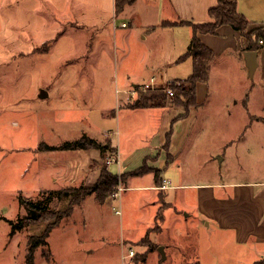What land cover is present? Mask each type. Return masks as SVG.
<instances>
[{
	"label": "rangeland",
	"instance_id": "374dc122",
	"mask_svg": "<svg viewBox=\"0 0 264 264\" xmlns=\"http://www.w3.org/2000/svg\"><path fill=\"white\" fill-rule=\"evenodd\" d=\"M38 1L0 0V264H28L29 239L42 236L47 230L49 247L37 248L34 264H255L261 260L258 251L248 255L246 247L238 245L231 232L216 224L210 225L198 209L188 207H199L196 205L198 190L171 186L177 183L171 182L172 176L182 183L184 180L201 183L209 180L205 178L212 176L209 173L217 172L220 177L221 172L230 169L236 158L229 155L226 163H222V152L218 149L223 148L230 137L235 138V142L243 139L244 134H238L240 125L247 120L242 114L230 120L210 122L215 135L204 133L200 147L194 136L174 163L160 161L161 177L171 182L167 184L170 189L164 193H154L151 187L155 175L149 171L129 176L126 183L121 184L124 190L103 203L95 194L88 195L80 204H70L78 193L63 197L55 194L49 202L54 213L51 217L11 235L12 228L7 219L16 223L28 214L18 194L22 192L25 198L33 197L34 200L40 198L34 195L39 185L32 181L37 168L44 167L41 181L46 187L52 180V186H57L54 179L60 178L59 168L68 165V162L60 165L56 162L58 159L82 156L86 161L97 152L96 158L103 165L102 169L110 166L109 171L113 174L125 175L129 170L124 163L125 152L130 151L129 146L135 149L150 145L161 113L158 108L140 107L137 118L122 125L121 136L116 114L120 112L118 106L126 96V90H118L113 51L107 50L105 56L95 57L91 63L77 56L72 65L57 58L62 47L55 57L37 56L47 50L45 40L52 38L62 27L47 20L43 5ZM65 37L66 43L68 36ZM84 42L83 35L73 36L70 46L76 49V55L83 50ZM131 69L134 71V64ZM78 73L99 74L95 76L98 88H86L88 82L84 78L77 79ZM119 73L122 78L125 72ZM137 78L141 83L143 74ZM44 91L48 93L45 97L42 96ZM146 93L141 91L132 102H137ZM168 97L175 106L169 94L165 99ZM103 110L110 113L108 119L103 118ZM106 132L109 137L104 139ZM91 134L104 139L102 144L107 145V153L100 149H51ZM120 137L121 145L128 149L123 152L120 162L108 164L117 158L116 149L109 145L110 139L116 146ZM43 153H46L47 161L42 166L38 160L45 157ZM83 159L79 158V163ZM28 160L31 161L30 173H27ZM24 173L26 177H23ZM96 175L90 170L83 176L92 184ZM81 183H77V187ZM65 185L69 187V184ZM42 197L50 198L48 195ZM5 215L6 219L1 218ZM160 247H164L166 259H163ZM130 250L134 251V256L129 255ZM258 264H264V261Z\"/></svg>",
	"mask_w": 264,
	"mask_h": 264
},
{
	"label": "crops",
	"instance_id": "0c3cea01",
	"mask_svg": "<svg viewBox=\"0 0 264 264\" xmlns=\"http://www.w3.org/2000/svg\"><path fill=\"white\" fill-rule=\"evenodd\" d=\"M38 2L42 3L47 20L51 23L54 21L62 27L53 33L52 38L45 40L48 48L37 56L55 57L57 50L62 47L63 51L57 58L72 65L77 56L91 63L95 57L100 59L103 54L105 56L107 50L113 51L117 62L118 90L119 88L126 90L124 91L126 96L118 106L120 112L114 113L118 118L119 133L124 122L129 123L133 118H137L140 107H154L161 112L159 126L154 137L150 139L149 146L135 149L129 146L130 151L125 152L128 146L121 145V137L116 146L110 139L109 145L116 149V159L119 162L125 152L124 163L129 169L126 173L136 171L146 163L155 170L161 169L162 160L174 163L188 147L187 143L191 138L195 136L200 147L202 141L200 138L204 133H213L214 128L210 122L220 119L230 120L237 114H242L247 119L239 128L241 130L238 134L243 133V139L240 138L239 142H235L236 139L230 137L226 139L224 147L218 149V152H222L220 154L222 163H226L229 155L237 160H233L230 169L221 172L220 177L217 172L214 175L209 173L212 176L205 177L209 180L206 179L201 183L185 182V180L182 183L176 176L170 179L171 182L177 181L171 185L173 188L198 190L196 205L199 207L192 205L188 207L198 209L210 225L216 224L222 230L231 232L236 236V243L246 247L248 255L258 251L262 259L255 261V264L264 261V104L261 98L264 95V45L256 51L258 67L252 77L246 55L249 51V42L239 31L227 24L220 27L217 34L200 33L199 39L214 51L215 57L210 64L209 81L197 84L196 104L188 110H183L173 106L171 98L168 97L153 101L148 106L138 105V102L134 106L130 92L138 88L139 84L151 82L153 78L162 85L179 82L186 90L191 88L186 81L194 72L193 58L187 55L194 36L193 26L189 23L209 21V12L212 7L218 5L219 0H136L132 4H126L120 11L117 10V0H39ZM238 8L240 13L242 12L251 21L252 28L264 27V0H238ZM166 22L170 24L166 25ZM75 34L85 37V46L77 55L76 49L70 46ZM65 36H68L66 43ZM62 41L64 43H61ZM126 64H128L127 68ZM131 64L135 65L134 71L131 69ZM121 70L125 72L122 78L119 73ZM140 73L143 74V81L138 83L136 77ZM95 76L99 74L78 73L76 78H84L88 82L85 87L91 89L99 86ZM102 112L104 119L110 117V113L105 110ZM170 132L172 133L170 148H167L165 144ZM103 134L104 139L109 137V133ZM95 135L88 136L102 144L104 139L101 140ZM224 135L229 136L227 133ZM44 154L45 157L38 160L42 166L47 161L46 153ZM97 155V152L94 153L93 157L86 161L82 156L58 159L56 162L60 165L65 162H68V165L59 168L60 178L54 179L57 186H52L54 176L49 186L43 184L41 179L44 175V167L40 166L33 173L32 181L39 185L34 195L38 196L50 190L93 187L103 170V165L96 158ZM79 158L83 159L82 163H79ZM234 161L236 163L232 167ZM85 164L89 165V168H86ZM30 165L31 161L28 160L27 173H30ZM107 169L109 170L110 166ZM90 170L97 173L94 178L96 180L92 184L83 176ZM23 177H26L25 173ZM80 181L82 183L77 187ZM164 181L165 188L158 187L154 182L151 187L154 193L170 189L167 184L171 182H167L166 179ZM65 184H69V187H64ZM63 187L64 189H60ZM20 193L18 195H23ZM5 217L7 216H1L3 219Z\"/></svg>",
	"mask_w": 264,
	"mask_h": 264
},
{
	"label": "trees",
	"instance_id": "16d2710c",
	"mask_svg": "<svg viewBox=\"0 0 264 264\" xmlns=\"http://www.w3.org/2000/svg\"><path fill=\"white\" fill-rule=\"evenodd\" d=\"M136 0H117V10L120 11L126 4H132ZM170 24L166 22V25ZM193 26L194 36L192 38V43L189 47L187 55L193 58V74L186 80L190 85L191 89L186 90L181 85H176V82H172L169 85L174 89V96L172 97L174 105L183 110H188L191 106L196 104V88L198 82L207 83L210 78V64L212 63L215 54L214 51L209 49L204 45L199 39L198 35L201 34H217L220 27L224 25H231L236 31H239L241 35L248 39L249 45L248 50L257 51L258 48L264 45V27L258 26L257 28H252L251 21L240 11L238 8V0H219L218 5L212 7L209 12V21L198 22L196 24L189 23ZM167 94L164 90H153L146 94H142L139 97L138 105L148 106L153 99L166 98ZM133 104L134 106L136 105ZM171 132L167 136V141L165 147L170 148ZM50 147V146H49ZM101 149L106 151V145H102L96 139H92L88 135H84L79 140L76 141H66L63 145L51 149L60 150H79V149ZM146 163V162H145ZM162 169H152L146 163L140 169L125 173V175H116L110 172L108 169H103L100 173L98 181L93 187L86 189V187L81 186L80 188H70L65 190H50L47 192H42L38 199L25 198L20 195V202L25 207L28 212L27 216L21 218L18 222H13L11 220L7 221L10 223L12 232L11 235H15L27 226L34 225L43 221L44 219L51 217L54 213L52 209L49 208V202L52 200V195L58 194L63 197L65 194L78 193V196L71 201L70 204L77 203L80 204L84 201L88 195L95 194L97 200L100 202H105L107 199L114 196L121 184H125L129 176L140 175L145 172L153 171L155 175V183L158 187H164L165 181L161 177ZM48 195L50 198L43 199L42 196ZM68 214V213H67ZM62 216V215H61ZM48 232V230H47ZM45 232L42 236H36L29 239V248L27 254V263H35V252L37 248L49 247L47 242L48 233ZM47 233V234H46ZM45 256V253H44Z\"/></svg>",
	"mask_w": 264,
	"mask_h": 264
},
{
	"label": "built area",
	"instance_id": "2783aa9c",
	"mask_svg": "<svg viewBox=\"0 0 264 264\" xmlns=\"http://www.w3.org/2000/svg\"><path fill=\"white\" fill-rule=\"evenodd\" d=\"M176 85L178 86V85H180V83H179V82H176ZM164 86H165V85H164ZM166 86H167V87L164 88V87L162 86V84H159V83L157 82L156 78H153V79L151 80V82H148V83H145V84L139 85L138 88H135L134 90H132V91L130 92V98L133 99V98L137 97L138 94L141 93V91H142V92H150V91H153V90H164L165 93H166L167 95L169 94L170 97H173V96H174V89H173V87L170 86L169 84L166 85ZM113 162H118V160H117L116 158H113V159H111V160L108 162V164H111V163H113ZM165 187H166V186H164V188H165ZM123 190H124L123 187L120 185L119 188H118V191L114 193V194H115L114 196L119 195L118 193H119L120 191H123ZM129 255L134 256V255H135V254H134V251H133V250H130Z\"/></svg>",
	"mask_w": 264,
	"mask_h": 264
},
{
	"label": "water",
	"instance_id": "95a60500",
	"mask_svg": "<svg viewBox=\"0 0 264 264\" xmlns=\"http://www.w3.org/2000/svg\"><path fill=\"white\" fill-rule=\"evenodd\" d=\"M246 53H247L246 55H247L248 67L250 68V76L253 77L258 67V61H257L258 53L256 51H251V50L247 51ZM47 94L48 93L44 91L42 93V96L45 97L47 96ZM137 102L139 103V100ZM159 251L160 253L163 254V259H166L167 256L166 253H164V247H160Z\"/></svg>",
	"mask_w": 264,
	"mask_h": 264
}]
</instances>
